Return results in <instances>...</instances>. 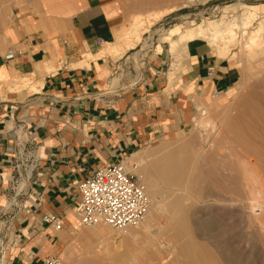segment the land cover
I'll list each match as a JSON object with an SVG mask.
<instances>
[{"label": "crops", "instance_id": "1", "mask_svg": "<svg viewBox=\"0 0 264 264\" xmlns=\"http://www.w3.org/2000/svg\"><path fill=\"white\" fill-rule=\"evenodd\" d=\"M29 2L0 25V81L25 77L35 90L0 97V232L18 237L2 256L7 264L57 255L60 230L41 222L45 213L80 238L85 229L72 210L79 181L123 156L132 162L145 151L135 150L183 128L195 103L204 106L208 93L226 92L236 80L202 37L186 41L175 81L172 58L158 46L156 58L139 59L135 70L127 51L113 55L121 44L108 47L127 23L117 0ZM183 30L174 24L165 34ZM70 251L63 248L66 260Z\"/></svg>", "mask_w": 264, "mask_h": 264}, {"label": "rangeland", "instance_id": "2", "mask_svg": "<svg viewBox=\"0 0 264 264\" xmlns=\"http://www.w3.org/2000/svg\"><path fill=\"white\" fill-rule=\"evenodd\" d=\"M29 1L31 0H0V25L9 17L13 18L14 12H20L28 7ZM117 1L127 23L117 36H122L123 39L117 38L119 43L116 46L121 44L122 47L113 55L118 57L127 51L128 58H131L130 64L137 70V65L139 68L143 66L140 64L143 60L139 59L146 56L156 58L158 46L159 50L172 58V71L177 69L172 81L179 76L184 56L182 50L179 54H170L168 43L160 42V38L174 24L180 25V30H186L196 24H206L209 20L217 22L232 21L233 18L238 20L242 17V12L247 10L259 14L260 19L264 15V0ZM170 6L174 7L171 12L152 22L154 13H159ZM259 18L251 23L244 34L237 28L235 45L220 53L236 70L233 86L226 92L208 93L205 103H202L204 106L200 108L195 103L190 120L180 130L167 136L153 138L135 150H145L137 152L141 155V164L135 155H133L135 158L131 159L137 163V168L143 169L147 179L154 183V200L158 203L164 202L165 207L171 201L175 202L176 206L179 204L188 206L192 214L189 222L193 230V241L197 245V250L204 253L199 252L192 256L196 264H264V208H260L262 203L259 204L264 200V187L253 180L254 176H259L264 182V55L247 56L248 47L246 48L249 32L256 26ZM147 21L150 24H147ZM132 22L138 24L135 32L128 30ZM202 38L210 44L207 37ZM210 46L218 53L216 46L211 44ZM111 49L115 50L113 47ZM241 51H244V56L239 55ZM23 78L0 81V97L5 98L8 93L24 88L29 92L35 91L28 85V80ZM206 120H209V123L204 122ZM195 156V166L190 168L189 159ZM243 162L248 164L244 165ZM250 165H255L252 172ZM172 166L177 167L174 170L177 173L175 176L171 175ZM222 172L226 175L225 178L220 177ZM139 182L146 189V185ZM187 182L189 186L184 191ZM259 190L263 191V195ZM196 191L199 192L198 196L193 194ZM257 198H260L259 201ZM152 203L151 200L150 205ZM173 211V208L167 207V211L154 219L156 227L166 230L161 239L164 248H160V252L153 255L145 264H156L165 256L164 264H185V259H178L176 255L179 244L187 236L174 240L171 237L172 229L168 226ZM140 225L141 222L137 226ZM80 227L85 230L93 228ZM105 228L110 230L106 225ZM135 231L140 232L139 229ZM58 234L61 235V246L56 253L61 264H75L79 258L88 254L87 240H97L96 237L77 238L71 229L60 230ZM17 238L10 239L4 232H0V264H7L2 256H6L8 250L15 248ZM140 238L138 245L132 244L130 251L123 254L126 256L122 255L117 259L104 256L100 264H132L130 259L140 264L139 258L134 260L132 256L133 252L146 241L143 237ZM98 242L95 246L100 245ZM5 246L8 248L5 249ZM66 246L71 250L67 260L62 256L63 248Z\"/></svg>", "mask_w": 264, "mask_h": 264}, {"label": "bare ground", "instance_id": "3", "mask_svg": "<svg viewBox=\"0 0 264 264\" xmlns=\"http://www.w3.org/2000/svg\"><path fill=\"white\" fill-rule=\"evenodd\" d=\"M173 9H174L173 6H170L168 8L165 7V9H163L162 11L160 10L159 13H157V12L154 13V15L152 17L153 18L152 22L154 20L159 19L161 16L171 12ZM242 13H243L242 17L238 18L239 21L235 18H233L232 21H219V22H217L214 20H212V21L209 20V21H207L206 24L201 23V24H196L194 26L189 27L188 29L180 32L174 38L171 36V34H164L160 38V40L168 43V46L170 47V52H171V54L173 53V55H174L176 53L179 54V52L181 50L182 51L185 50L186 41L189 38H191V37L196 38V37H204L205 36L208 38V41L210 42V44L212 46H214V47L216 46V51H218V54L220 55V53L225 52L224 49L231 48L235 45V41H236V37H237V32L235 30L237 28H238L239 32L241 31L242 34H244L247 32L251 23L259 18V14H257L256 12H253L252 10H247V11L242 12ZM148 22L149 21H147V24H150ZM137 25H138L137 23L132 22L130 27L128 28V30L130 32H135ZM129 31H128V33H129ZM118 38H120V40H121L122 36L121 37L119 36ZM130 42H131V40H130ZM247 42H248L246 44V48L248 47L247 56L256 57L258 55H264V15L261 16V19L256 23V26L253 27V29L249 32ZM117 43H119L118 39L115 40V42L110 43L108 46L109 49L111 50L112 47L114 48V45ZM240 54L243 56L245 55L244 51H241L239 53V55ZM237 97L235 100L238 99ZM234 98L235 97H233V100H234ZM233 102H235V101H233ZM204 122L209 123V120H206ZM134 155L137 157L138 163L141 164L142 163L141 155L139 153H135ZM197 155H198V152H197ZM123 162L127 166H129V164L131 163L130 161H126V160H123ZM195 162H196V156H195V158L189 159L190 168H194ZM244 163L246 164V162H243V164ZM250 166H251L250 172H252V170H253L252 168H255L254 167L255 165H250ZM176 168H177L176 166L171 167V175H173V176L177 175V173L174 172V170ZM132 171L134 174L137 175L138 180L146 185L147 193L149 194V196L151 197V200L153 202L152 205H150L151 207H149L147 214L145 215V218L141 221L140 227H138L137 225L136 226H128L122 230H117V229H114V228L108 226L110 228V230H108L105 228L104 224H98V225L93 226V228L91 230H84L80 239H85V238L91 239L93 237H96L97 240H95V241L87 240L88 246H89V248H87L88 254L82 258H79L75 264H100L101 261H103L102 259L104 258V256L108 257V258H113V259H117V258H119V256L122 257V255L125 252H127L128 250L130 251V247L132 246V244L138 245V242L141 240L140 236L143 237L146 241H144V244L141 245L136 251H134L132 249L134 252L132 250H131V252H133L132 256H133L134 260L136 258L137 259L139 258L140 264L141 263L145 264V262L148 261L150 258H152L153 255H156L160 252V248H164V246L161 242V239L163 238L162 236L166 232V230H165V228H162V227H156L155 226L156 223H155L154 219L157 216H159L160 214H163L165 212V210L167 211V207H169V209L173 208V210H174L173 213H171L170 219L168 221V226L171 227V229H172L171 237H173V239L176 240L180 237L187 236L186 239L179 244V251L176 255L177 258L178 259H180V258L185 259V264H196V262L193 261L192 256L195 254L196 255L199 254V252L201 254H204V253L201 250L200 251L197 250V248H196L197 245L193 241V230H192L191 224L189 222V217H190V215L192 216V214L189 212L188 206L186 204H185V206H181L180 204L176 206L175 202H172V201L168 202L169 204L167 205V207H165L164 202L158 203L156 200H154V197H155V195H154L155 194L154 183H152L151 180L147 179L148 177L145 175L143 169L142 168H135V169H132ZM190 176H192V174ZM225 176L226 175L223 174V172L220 175V177H222V178H225ZM253 180H254V182L256 181L257 184H263L261 186L264 187V182L259 179V176H257V177L254 176ZM188 186H189V182L185 183V186L183 188L184 191H186L188 189ZM261 186H260V188H261ZM198 191H196L193 194L198 196V193H199ZM255 191H257V190H255ZM260 191L261 190H259V192ZM262 192L263 191H261L260 193L262 194ZM260 193H259V195H260ZM256 195H258V194H256ZM262 195H260L261 196L260 198H262ZM259 199H258V201H259ZM250 201H251V198H250ZM262 201H264V200H262ZM262 201L259 204H261V203L264 204V202H262ZM262 204L260 205L261 206L260 208L263 209L264 207H262ZM257 225H258V223H257ZM134 228L139 229L140 232L135 231L136 229H134ZM97 241H99L98 243H100L99 246H95ZM123 256H126V255H123ZM165 257H161L160 261L156 264H164L166 262ZM129 261H132V264H137V262L133 261L132 259H130Z\"/></svg>", "mask_w": 264, "mask_h": 264}, {"label": "built area", "instance_id": "4", "mask_svg": "<svg viewBox=\"0 0 264 264\" xmlns=\"http://www.w3.org/2000/svg\"><path fill=\"white\" fill-rule=\"evenodd\" d=\"M212 70V66L208 67L209 73ZM126 157L98 166L77 184L78 197L72 210L81 226L104 224L122 230L138 225L145 218L151 199L132 171L138 167L137 163L132 161L127 166L123 162ZM40 220L54 231L63 227L55 213H45ZM43 262L61 264L60 258L53 254Z\"/></svg>", "mask_w": 264, "mask_h": 264}]
</instances>
